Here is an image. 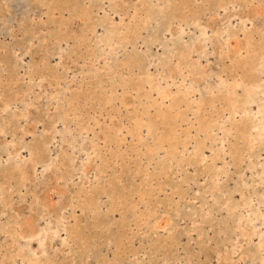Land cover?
<instances>
[{
    "label": "rangeland",
    "instance_id": "rangeland-1",
    "mask_svg": "<svg viewBox=\"0 0 264 264\" xmlns=\"http://www.w3.org/2000/svg\"><path fill=\"white\" fill-rule=\"evenodd\" d=\"M28 262L264 264V0H0V264Z\"/></svg>",
    "mask_w": 264,
    "mask_h": 264
},
{
    "label": "bare ground",
    "instance_id": "bare-ground-1",
    "mask_svg": "<svg viewBox=\"0 0 264 264\" xmlns=\"http://www.w3.org/2000/svg\"><path fill=\"white\" fill-rule=\"evenodd\" d=\"M246 20V19H245ZM245 20H243L242 21V23H245ZM205 28V27H204ZM203 28V29H204ZM205 31V30H204ZM201 32H202V30H201ZM205 33H206V31H205ZM203 34H204V32H203ZM108 44V43H107ZM13 156H15V155H13ZM10 159H12V158H10ZM14 165L16 166V167H19V166H22V164H20V162H18V161H16V162H14ZM7 224V223H6ZM45 234V233H44ZM28 263H30V262H28ZM31 264V263H30Z\"/></svg>",
    "mask_w": 264,
    "mask_h": 264
}]
</instances>
